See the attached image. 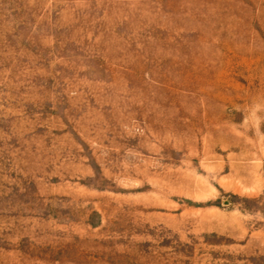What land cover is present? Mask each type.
Returning a JSON list of instances; mask_svg holds the SVG:
<instances>
[{"label":"rangeland","instance_id":"1","mask_svg":"<svg viewBox=\"0 0 264 264\" xmlns=\"http://www.w3.org/2000/svg\"><path fill=\"white\" fill-rule=\"evenodd\" d=\"M0 264H264V0H0Z\"/></svg>","mask_w":264,"mask_h":264}]
</instances>
